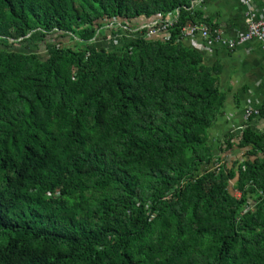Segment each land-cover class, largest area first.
Wrapping results in <instances>:
<instances>
[{
	"label": "trees",
	"instance_id": "1",
	"mask_svg": "<svg viewBox=\"0 0 264 264\" xmlns=\"http://www.w3.org/2000/svg\"><path fill=\"white\" fill-rule=\"evenodd\" d=\"M194 1L0 0V264H264V132L208 142L225 95L182 41L213 29Z\"/></svg>",
	"mask_w": 264,
	"mask_h": 264
},
{
	"label": "crops",
	"instance_id": "2",
	"mask_svg": "<svg viewBox=\"0 0 264 264\" xmlns=\"http://www.w3.org/2000/svg\"><path fill=\"white\" fill-rule=\"evenodd\" d=\"M194 4L203 20L221 32V42L214 36L182 39L187 47L202 54L205 65L218 66L220 70L218 87L225 101L208 131V142L217 148L225 137L237 136L246 127L247 108L264 106V44L251 39L233 48L227 46L229 41L237 42L246 34L250 19L264 17V0H195ZM249 125L264 132V117L254 118ZM235 154L230 153L228 159L233 160Z\"/></svg>",
	"mask_w": 264,
	"mask_h": 264
},
{
	"label": "built area",
	"instance_id": "3",
	"mask_svg": "<svg viewBox=\"0 0 264 264\" xmlns=\"http://www.w3.org/2000/svg\"><path fill=\"white\" fill-rule=\"evenodd\" d=\"M192 6H195L194 2L192 3ZM179 16V10H175L172 13H169L165 17L161 18V21H158V26L156 27H146L145 30H147V36L150 37L153 33L151 32L152 29H156L155 32L158 33V35H162L164 32L167 33V30L171 28L177 21ZM112 26H110L107 30H113L115 28H120L122 30H130L129 23L120 22L118 20L111 21ZM163 26H162V25ZM132 26V25H131ZM164 27L165 29H162ZM182 35L184 38H192L197 39L196 36L198 35L202 40L207 39V37L214 36L215 39L220 40L221 32L217 28L210 29L206 24L202 22H198L196 24H190L182 29ZM133 33L132 29L131 32L128 34ZM157 35V36H158ZM155 37V36H153ZM169 38V36H167ZM251 39H256L264 44V17L260 20L254 21L249 20L248 22V31L244 36L239 38L237 42L229 41L227 44L229 47L233 48L238 44H241L243 42H246ZM197 46V45H196ZM195 46V47H196ZM201 48V46H198ZM196 47V48H198ZM261 108H250L249 111L246 113L247 118H259L261 117L260 113ZM264 109V108H263Z\"/></svg>",
	"mask_w": 264,
	"mask_h": 264
},
{
	"label": "rangeland",
	"instance_id": "4",
	"mask_svg": "<svg viewBox=\"0 0 264 264\" xmlns=\"http://www.w3.org/2000/svg\"><path fill=\"white\" fill-rule=\"evenodd\" d=\"M161 18H162L161 14H156V15L150 17V18H147L145 16H140V17H135V18L115 17L114 20H118V21L124 22L126 24L129 23V25H132L133 26V28H132L133 33L128 34L127 30H122L121 29L115 35L110 33L107 36V38H103V37L100 38V42L102 43V45H105V46L109 47L110 49H113V48L117 49V48L121 47L125 43V38H124L125 36L128 37V39H126V40H134L135 37L139 38V37L142 36L143 30L146 27H152L153 28V27L158 26V21H161ZM165 18H166V16H165ZM102 25H105L104 28H107V29L110 26H112L111 22L107 21V20H105ZM162 29H165V28L162 27ZM155 31H156V29H152L151 32L153 34L150 35V37L158 35V33L155 32ZM108 32H109V30H108ZM52 40H53V42H57L58 43V41H60V38H59L58 35L57 36L54 35V36H52ZM61 41H63L64 43H68V44L70 43L69 44L70 46L74 45V41H72L70 37H65V38L61 39ZM218 41L221 42V39L218 40ZM228 44H227V46H228ZM36 50H38L39 53L41 55H43V56L47 53V50L45 48V43H40V48L38 47V48H36ZM263 108H264V106L261 107V109H263ZM249 109L250 108H247L245 110V112H244V119H245V122H247L246 124H249L253 120L252 118H247L246 117V113L249 111ZM242 130H244V127L242 128Z\"/></svg>",
	"mask_w": 264,
	"mask_h": 264
}]
</instances>
